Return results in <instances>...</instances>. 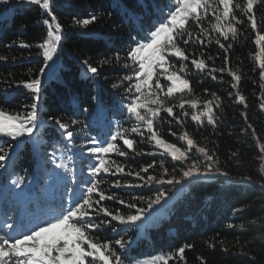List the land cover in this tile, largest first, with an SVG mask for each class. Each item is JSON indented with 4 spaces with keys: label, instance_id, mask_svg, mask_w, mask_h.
<instances>
[{
    "label": "trees",
    "instance_id": "16d2710c",
    "mask_svg": "<svg viewBox=\"0 0 264 264\" xmlns=\"http://www.w3.org/2000/svg\"><path fill=\"white\" fill-rule=\"evenodd\" d=\"M168 6L169 0H55L53 10L63 26L64 38L55 67L48 69L51 70L48 75L41 78L40 115L43 120L56 116L65 122L78 119L80 123L70 129L74 131L72 140L65 139L61 130L51 124L41 126L33 138L22 137L20 141L0 139V147H4L8 154V159L0 162V195L3 187L11 186L13 180L21 177L23 184L31 186L28 189L45 187L62 154L66 152L73 158L82 144L86 148L91 146L87 143L91 138L103 142L117 127L130 129L135 126L134 120L127 119L126 113L120 112L131 99V94L126 91L131 82L125 81L118 88L112 85L124 75L131 74V68L122 66L130 46L147 37L155 24L163 19ZM91 16H95L96 20L87 26L76 23ZM45 19L50 17L43 9L22 0L0 5V56L7 58L0 60V107L13 113L30 111L28 105L32 103L34 94L16 84L36 78L45 63L42 49L38 48L46 37ZM257 20L258 25L264 26V16L259 8ZM239 27L240 35L229 54L230 66L241 76L239 93L245 97L248 107L244 108L239 103L236 90L230 86L232 77L227 72L215 73L217 80L213 81L207 72H198L193 68L190 79L194 95L184 99L198 97L203 107V101L211 99L212 93L220 96L221 106L215 109V125L207 122L198 125L186 118L181 127L175 122L169 124L171 118L162 113L165 119L160 126L165 139L178 146L184 145L178 138L187 131L199 146L207 147L214 153L213 166L227 176L195 179L185 185L153 183L143 188L110 189L145 208L157 195L164 194L161 203L153 206L139 226L125 230V226L113 222L116 231L109 226L96 233L101 240L112 241L113 244L121 238L127 242L124 249L115 245L125 258V264L139 258L175 253L178 247L185 245H191L185 250V261L172 260L169 264H264V153L257 146V138L260 144H264V110L260 109L264 96L261 84L264 81L260 80V53L254 42L255 32L247 21ZM23 44L30 47H22ZM187 47L190 53L197 56L201 51L213 56L219 52L215 66H222L223 53L214 42L207 47L195 44ZM117 55L120 62L115 59ZM106 59L110 62L101 67ZM171 59L179 63L176 58ZM85 60L99 69L97 75L87 73ZM208 63L211 65L212 61ZM205 89H208L207 93ZM178 102L179 99L167 101L170 104ZM84 109H89L91 116L106 112L108 116L120 118L121 122L102 129L93 123ZM174 110L179 112V108ZM242 112L247 114V121ZM249 124L255 129V137L252 129L248 128ZM169 131L177 135L170 136ZM129 135L137 139L138 149L145 152L155 150L141 141L137 134ZM113 158L137 171L141 166L155 162L156 167L144 175L164 180L173 176L175 180H181L182 169L185 168L182 162L174 161L167 155ZM83 161L80 176L76 178L78 186H81L79 181L86 178L85 172L93 158L88 156ZM161 164L170 175L163 174ZM131 179L124 177V180ZM71 182L73 185L74 182ZM71 182L61 187V193L64 194V189L70 191L68 184L71 186ZM135 182L141 183L138 180ZM102 187L107 189L108 185ZM34 193L37 192L34 190ZM133 197L143 199L136 201ZM104 203L125 213L133 211L114 201ZM63 205L66 204L63 202Z\"/></svg>",
    "mask_w": 264,
    "mask_h": 264
},
{
    "label": "snow or ice",
    "instance_id": "6c2138e0",
    "mask_svg": "<svg viewBox=\"0 0 264 264\" xmlns=\"http://www.w3.org/2000/svg\"><path fill=\"white\" fill-rule=\"evenodd\" d=\"M11 2L12 0H0V5H8ZM22 2L38 5L50 17L43 21L46 26V37L38 45V48L42 49L45 63L36 78L19 81L16 84L17 87L22 85L34 94L32 103L28 105L30 111L13 113L0 107V138L9 140H18L21 137L33 138L41 126L51 124L61 130V135L65 139L72 140L74 131L70 129L80 123L78 119L65 122L56 116H49L47 120H43L40 115L41 78L45 74V69L49 67L48 62H53L54 58L58 57L64 38L63 26L53 10L55 0H22ZM258 8L264 16V0H169L168 10L163 19L155 24L145 39L137 40L134 46H130L122 66L131 68V74L124 75L118 83L112 85L113 88H118L125 81L131 82L126 91L132 98L123 107L127 115L136 122L135 126L130 129L117 127L103 142L94 137L87 141L91 146L87 147L86 151L93 158V162L89 166L91 179L85 182L86 187L76 199L61 205L58 213L38 217L37 222L26 230H21L20 225L14 226L13 223H8L6 227L10 231L0 234V264H125V258L116 250L115 245L124 249L127 242L121 238L115 240L113 244L112 241L101 240L96 233L109 226L112 231H116L113 222L125 226V230L139 226L153 206L161 203L164 194L157 195L145 208L124 199L110 189L143 188L153 183L181 184L182 181L175 180L174 176L167 180L150 174L145 176L144 174L149 173L150 169L156 167L155 162L141 166L137 171L128 168L125 162H119L113 156L127 158L130 155H167L172 160L182 163L191 159V166L183 170L185 180L213 174L214 153L207 147L199 146L187 131L178 138L184 142V145L178 146L177 143L165 139L160 130L165 119L162 113H166L167 117L171 118L168 120L169 124L175 122L181 127L186 118H190L198 125H203L205 122L215 125V109L221 106L220 96L212 93L211 99L203 101V107L198 97L184 99L185 96L194 95L190 79L193 68L198 72H207L213 81L217 80L215 73L227 72L232 77L230 86L236 90L239 103L244 108L248 107L245 97L239 93L241 76L231 68L229 54L233 43L240 35L239 26L247 21L255 32L254 42L259 47L260 53L258 57L260 80L264 81V26L258 25ZM95 20L96 17L91 16L90 19L78 20L76 23L87 26ZM212 33L216 35L213 36ZM213 42L223 53L221 67L215 66V60L220 57L219 52L213 56L201 51L197 56L195 53H190L187 47L189 44L207 47ZM22 47L28 48L30 45L23 44ZM171 58H176L179 63ZM5 59L7 58L0 56V60ZM115 59L120 62L119 55ZM208 61H212V64L210 65ZM109 62L106 59L101 67ZM84 64L87 65V73L98 74L97 67L88 64L86 60ZM162 80L165 82L162 83ZM261 88H264V84H261ZM204 91L207 93L208 89ZM174 99H179L178 104L167 103L168 100ZM176 108H179V112L174 110ZM260 109L264 110V96L261 98ZM241 115L247 121V114L242 112ZM248 128L252 129V135L255 137V129L251 124ZM129 133L137 134L141 141L151 145L155 150L145 152L138 149L137 139L132 138ZM168 135L176 136L177 133L169 131ZM257 146L260 152L264 153V144H260L259 138H257ZM193 149H196L204 160L212 163L202 165L194 155H189ZM7 159V150L0 147V162ZM55 166L69 170L62 162L56 163ZM160 167L165 176L170 175L163 164ZM220 174L227 176V173ZM107 177L118 178L109 180L106 179ZM124 177L133 179L124 180ZM137 180L141 183L135 182ZM12 183L19 188L23 178L13 180ZM105 184L108 185L107 189L102 187ZM142 199L133 197L136 201ZM105 201H114L133 211L122 212L105 204ZM189 247L191 245H185L178 247L175 253L154 257L151 264H169L172 260L183 262L186 259L185 250Z\"/></svg>",
    "mask_w": 264,
    "mask_h": 264
},
{
    "label": "rangeland",
    "instance_id": "374dc122",
    "mask_svg": "<svg viewBox=\"0 0 264 264\" xmlns=\"http://www.w3.org/2000/svg\"><path fill=\"white\" fill-rule=\"evenodd\" d=\"M57 59L54 58L53 62H48L50 65L47 69H45L44 76L46 77L48 73L55 67ZM48 71V69H50ZM132 98V97H131ZM127 104V103H126ZM123 113H126L125 109L123 110ZM87 115L91 117V120L93 119V123L95 125H100L101 127H104V125H112L111 119L112 116H108L106 112H100V114L91 116L90 110L87 112ZM126 116L127 113H126ZM127 119H132L131 117H127ZM133 120V119H132ZM116 124V123H115ZM106 127V126H105ZM2 139V138H0ZM22 140V137L18 139V141ZM97 140H99L97 138ZM100 141V140H99ZM85 144H82V146L79 148L77 152H74L73 158H70V156L65 152L60 157L59 163H64L67 166V169L72 170H66L61 168H55V172L50 176L49 182H47L46 186L43 188L38 189V187L30 188L31 186L26 184H21L20 187H16V185L12 184L11 186L2 189L1 195H0V234H4L8 231L6 225L8 223H13V225H20L21 230H26L27 228L31 227L34 223L37 222L38 217H45V215H42V210L45 208L46 205H49L52 209V211H56L58 213L61 210V205H63V201H60V197L56 198V202L49 204L47 201L51 202L50 200L53 198V193L55 190L63 183L65 182L69 176L73 177L72 175L80 173V170L82 169V162L86 159L89 155L87 154ZM190 156H195V158L199 159L201 161V164H207L208 161L204 160L202 156L196 151V149H193L191 153H189ZM192 164V160L189 159L185 162H183V165L185 166L184 169H182V183L185 185L186 183L195 180V179H214L218 176H221L220 172L217 170L216 167L213 166V174L209 175L207 177H200V178H193L191 180H185L183 177V170H185L187 167H190ZM76 166V167H75ZM203 171V168H202ZM86 178L81 179L79 181V184L81 186L76 185V181L69 179V182L73 181L74 184L71 186L70 183L68 184V188L70 191L66 192V189H64V194L66 195V198H69L71 200L76 199L78 197V194L82 192V189L86 187V181L90 180L91 177L89 176V168L85 172ZM80 176V175H79ZM61 177H64L60 179ZM53 181V183L51 182ZM78 182V179H77ZM34 190L37 193H34ZM51 193H46L48 191ZM43 197H46V199H41ZM55 197V196H54ZM65 204V202H64ZM56 209V210H53ZM51 211V210H50ZM142 221L141 223H143ZM140 223V224H141ZM153 258H139L135 261H133L131 264H151Z\"/></svg>",
    "mask_w": 264,
    "mask_h": 264
},
{
    "label": "bare ground",
    "instance_id": "6f19581e",
    "mask_svg": "<svg viewBox=\"0 0 264 264\" xmlns=\"http://www.w3.org/2000/svg\"><path fill=\"white\" fill-rule=\"evenodd\" d=\"M124 110V109H123ZM123 110H121L120 112H123ZM87 112H89V109H87V111H85V113L87 114ZM93 120V119H92ZM120 122V120H118V119H111V123L112 124H115V123H119ZM107 125L108 124H106V125H104V126H106L107 127Z\"/></svg>",
    "mask_w": 264,
    "mask_h": 264
},
{
    "label": "clouds",
    "instance_id": "9594fccd",
    "mask_svg": "<svg viewBox=\"0 0 264 264\" xmlns=\"http://www.w3.org/2000/svg\"><path fill=\"white\" fill-rule=\"evenodd\" d=\"M66 196V195H65ZM45 197H43V199H44ZM42 199V198H41ZM54 202H56V200H54ZM48 214H51V211L48 213Z\"/></svg>",
    "mask_w": 264,
    "mask_h": 264
}]
</instances>
